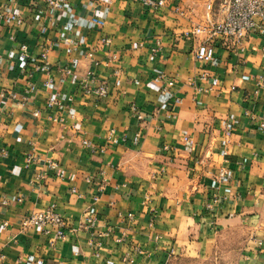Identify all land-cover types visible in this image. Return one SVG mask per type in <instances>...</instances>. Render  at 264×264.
Listing matches in <instances>:
<instances>
[{
	"label": "crops",
	"instance_id": "1",
	"mask_svg": "<svg viewBox=\"0 0 264 264\" xmlns=\"http://www.w3.org/2000/svg\"><path fill=\"white\" fill-rule=\"evenodd\" d=\"M221 1L0 0L23 18L0 24V264H264V36L209 64L185 36ZM91 72L99 101L77 88ZM51 205L63 239L22 229Z\"/></svg>",
	"mask_w": 264,
	"mask_h": 264
},
{
	"label": "built area",
	"instance_id": "2",
	"mask_svg": "<svg viewBox=\"0 0 264 264\" xmlns=\"http://www.w3.org/2000/svg\"><path fill=\"white\" fill-rule=\"evenodd\" d=\"M21 1V0H15ZM32 2V0H26ZM43 7L39 10V13H46L50 11L57 10L61 7L63 0H41ZM139 2V4L146 9L153 11L162 10L165 7L167 0H134ZM220 10L223 13V18L219 22L212 20L211 16V5L207 4L205 6L206 13L202 23L194 26L191 31L185 36H196L201 35L203 37L202 41L198 44L195 49L194 57L196 61L209 64L214 58V49L216 46H224L232 52L241 51L243 47L244 40L252 34H258L264 36V0H222L220 3ZM3 20H8V22L16 25L23 24V18L20 16L10 13L0 11V24ZM68 41L65 40V43ZM22 52H25V46L20 47ZM87 57H91V53L87 54ZM114 58V57H113ZM46 57L42 56L37 69L42 73H47V61ZM97 65V64H95ZM207 78V73L203 72L200 79L205 80ZM154 81L156 83H164L162 76H157ZM77 88L87 97L92 98L94 101H99L107 96V87L104 84L95 85V74L93 72L88 73L86 76L82 77L77 81ZM167 85V84H165ZM164 86V85H163ZM165 86L161 89L163 92ZM53 106H59L54 100H49L47 103V108L51 109ZM133 113L138 120L142 117L138 114L135 107L131 106ZM230 133L229 128L224 131L225 136ZM116 139L109 136L106 139L108 144H116ZM185 143H190L188 139H185ZM82 146L88 149L91 153H103L105 150L104 145L96 146L90 141L83 140L81 142ZM163 150H167L164 147ZM8 151L0 146V161L7 158ZM51 169H55L56 165L51 163ZM224 177V172L220 171L219 178ZM2 200V203H5ZM215 202V201H214ZM207 209L210 210L211 206L207 205ZM94 220L89 219L86 226H93ZM67 227V222L65 219L57 213L55 205L49 206L47 209L39 212H33L28 214L23 222L22 229H34L39 231L42 235H48L53 233L55 239H63L64 231ZM5 228V225L1 227ZM264 244V242H263ZM262 245V244H260ZM129 262H132V258L129 257ZM4 259L0 255V261Z\"/></svg>",
	"mask_w": 264,
	"mask_h": 264
},
{
	"label": "rangeland",
	"instance_id": "3",
	"mask_svg": "<svg viewBox=\"0 0 264 264\" xmlns=\"http://www.w3.org/2000/svg\"><path fill=\"white\" fill-rule=\"evenodd\" d=\"M222 264H236L234 261L225 260Z\"/></svg>",
	"mask_w": 264,
	"mask_h": 264
}]
</instances>
